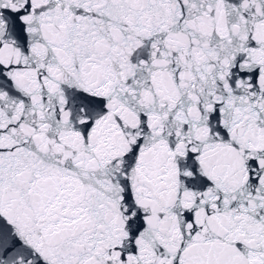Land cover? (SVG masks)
Wrapping results in <instances>:
<instances>
[{
  "label": "snow or ice",
  "instance_id": "snow-or-ice-1",
  "mask_svg": "<svg viewBox=\"0 0 264 264\" xmlns=\"http://www.w3.org/2000/svg\"><path fill=\"white\" fill-rule=\"evenodd\" d=\"M0 264H264V0H0Z\"/></svg>",
  "mask_w": 264,
  "mask_h": 264
}]
</instances>
